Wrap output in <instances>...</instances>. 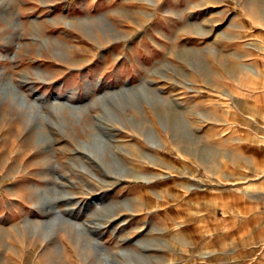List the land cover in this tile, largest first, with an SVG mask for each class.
<instances>
[{"label":"rangeland","instance_id":"1","mask_svg":"<svg viewBox=\"0 0 264 264\" xmlns=\"http://www.w3.org/2000/svg\"><path fill=\"white\" fill-rule=\"evenodd\" d=\"M263 91L264 0H0V264H264Z\"/></svg>","mask_w":264,"mask_h":264},{"label":"crops","instance_id":"2","mask_svg":"<svg viewBox=\"0 0 264 264\" xmlns=\"http://www.w3.org/2000/svg\"><path fill=\"white\" fill-rule=\"evenodd\" d=\"M263 96H264V91H263ZM262 99L260 102V106L264 109V97L263 98H259ZM246 147H248V144L246 145Z\"/></svg>","mask_w":264,"mask_h":264}]
</instances>
